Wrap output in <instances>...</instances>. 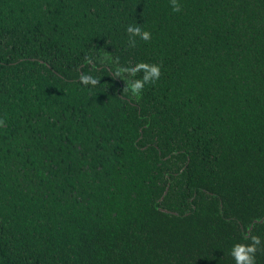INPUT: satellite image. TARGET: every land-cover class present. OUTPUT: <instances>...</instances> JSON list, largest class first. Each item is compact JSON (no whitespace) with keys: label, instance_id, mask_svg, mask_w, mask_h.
<instances>
[{"label":"trees","instance_id":"obj_1","mask_svg":"<svg viewBox=\"0 0 264 264\" xmlns=\"http://www.w3.org/2000/svg\"><path fill=\"white\" fill-rule=\"evenodd\" d=\"M178 2L0 0V264H264V0Z\"/></svg>","mask_w":264,"mask_h":264},{"label":"clouds","instance_id":"obj_2","mask_svg":"<svg viewBox=\"0 0 264 264\" xmlns=\"http://www.w3.org/2000/svg\"><path fill=\"white\" fill-rule=\"evenodd\" d=\"M170 6L174 12L181 11V5L178 0H170ZM127 33L129 35V44L131 47L136 46V38L139 37L145 42H149L152 38V33L150 31L143 30L141 25H129L127 27ZM105 58H102V61ZM119 64V59L116 58L114 61ZM84 63L86 65L94 66V58L92 56H86ZM161 67L160 64H150L146 62H139L134 66L130 67H119L114 72V77L120 78L122 75L126 74L128 77H135L138 73H143L142 78L129 80L126 83L124 92H131L135 97H140L146 84H154L161 77ZM79 82L83 86L87 87L91 85L93 88L100 84V80L94 76L83 74L79 76ZM6 118H0V128L6 125ZM244 239H250V243H236L233 245L230 255L235 261V264H256V253L258 251V246L261 244V239L257 235H251L249 237L248 233H245Z\"/></svg>","mask_w":264,"mask_h":264}]
</instances>
